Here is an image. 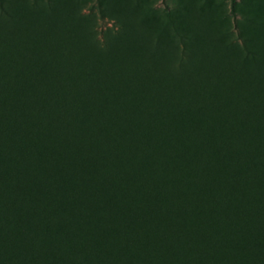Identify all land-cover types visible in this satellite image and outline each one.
<instances>
[{
    "label": "rangeland",
    "instance_id": "rangeland-1",
    "mask_svg": "<svg viewBox=\"0 0 264 264\" xmlns=\"http://www.w3.org/2000/svg\"><path fill=\"white\" fill-rule=\"evenodd\" d=\"M50 1L0 0V37L4 11L62 17V50L144 68L157 105L141 144L108 137L117 171L49 153L0 94V264H264V0ZM222 133L242 159L212 184Z\"/></svg>",
    "mask_w": 264,
    "mask_h": 264
},
{
    "label": "trees",
    "instance_id": "trees-1",
    "mask_svg": "<svg viewBox=\"0 0 264 264\" xmlns=\"http://www.w3.org/2000/svg\"><path fill=\"white\" fill-rule=\"evenodd\" d=\"M57 1L47 4L49 11L55 10ZM38 2L36 7H40ZM4 12L9 22L5 25L11 29L7 28L5 37H0V94L9 91L20 95L23 104L19 124L25 132H35L33 140L41 139L49 153L70 155L80 168L93 158L96 166H111L118 171L121 166L108 137L117 135L121 129L124 133L129 127L131 138L132 130L138 129L136 140H130L132 145L141 144L144 119H151L157 105L155 96L149 95L151 82L144 86V77L141 78L144 68L140 71L125 60L119 67L102 69L99 62L104 58L100 56L62 50L63 46L75 43L61 34L66 28L62 17L56 26L59 31L51 32L48 17L34 22L15 20L11 13ZM160 106L163 107L161 102ZM117 119L125 124L114 123ZM217 140L213 147L218 151L212 164L209 156L207 161L213 172L212 184L219 176L220 162H231L234 167L242 159L237 148L235 154L225 156V148L230 145L226 144L224 133L218 134ZM11 151L8 148L7 155Z\"/></svg>",
    "mask_w": 264,
    "mask_h": 264
}]
</instances>
